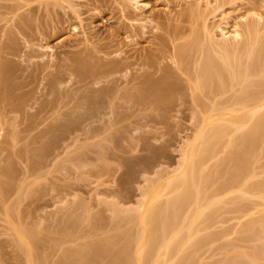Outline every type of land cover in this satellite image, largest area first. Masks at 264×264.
Here are the masks:
<instances>
[{
    "label": "rangeland",
    "instance_id": "obj_1",
    "mask_svg": "<svg viewBox=\"0 0 264 264\" xmlns=\"http://www.w3.org/2000/svg\"><path fill=\"white\" fill-rule=\"evenodd\" d=\"M136 1L0 0V41L8 38L21 50L20 57L1 52L3 60L19 63L24 76L43 70L25 87L28 93L24 99L31 101L25 115L20 114L23 118L18 113L0 115V264H58L63 257V264H121L126 249H130L125 252L130 255L129 261L132 259L130 264H152L148 257L152 254L142 259V245L133 243L142 232L139 219L143 212L155 202L163 206L171 196L167 183L180 172L187 143L201 126H229L247 115L246 111L217 110L211 115L207 111L213 102L217 108L223 107L242 86L231 88L226 81L225 90L221 89L224 84L219 88L217 83L218 88H213L219 93H202L196 81L179 69L172 81L173 90L164 99H139L135 89L119 83L114 86L117 96L97 111L89 112L76 103L85 90L78 89L80 84L69 76L66 60L111 38L120 42L122 52L158 49L157 61L168 68H174V46L193 43L187 55L191 60L186 57L190 68L201 45L208 48L204 27L219 39L216 26L220 22L229 21L231 26L243 16L246 21L239 23L241 31L253 37L256 33L260 38L254 37V41L245 34L242 41L252 39L264 54V0H140L138 5ZM133 25L145 27V33L133 37L126 30ZM191 33L198 35L194 36L198 43ZM30 50L35 58L25 56ZM252 79L256 85L250 87V82L247 86L256 90L259 77ZM53 82L58 93L43 96L47 84ZM124 94L133 95V102L125 101ZM45 97L55 100L48 106L51 110L47 107L49 112L33 115ZM35 98L37 102L33 103ZM60 124L67 127H54ZM28 126L36 128L27 130ZM246 127L250 126L229 127V134L215 138V143L211 138L216 147L207 146L211 154H206L209 159L201 171L206 196H214L212 209L208 207L207 211L211 218L208 215L205 223L211 221L208 226L201 222L200 234L206 236L201 243L184 245L177 258L170 259L176 264H264V193H260L264 188L255 190L256 184L264 183V121L251 141L256 142L245 147L239 137ZM243 155L250 161V169H255L247 177L251 181L245 179L248 189L254 187L245 198L240 194L244 178L237 177L235 171L239 162L240 166L244 164ZM148 237L149 232L145 240ZM127 242L132 244H128L129 249ZM90 244L95 245L88 255L93 256L92 263L87 257L89 262L83 257L79 263L80 257L76 258L74 252L89 246L91 249Z\"/></svg>",
    "mask_w": 264,
    "mask_h": 264
},
{
    "label": "bare ground",
    "instance_id": "obj_2",
    "mask_svg": "<svg viewBox=\"0 0 264 264\" xmlns=\"http://www.w3.org/2000/svg\"><path fill=\"white\" fill-rule=\"evenodd\" d=\"M138 3H140V0L136 1L137 5ZM258 18H260V16ZM242 21L243 22L246 21V18L243 16L239 18V21H237L236 19V22L233 23L231 26H230L231 23H229V21L220 22V24L216 26V31L217 30L220 31L221 34V37L219 39H215V35H214L215 32L214 33L212 32V34H210L211 31L209 32V29H207V27H204V31L207 32L205 34L208 35L206 36V39L208 38L207 42L209 43L208 48L206 47L207 45H205V48H203V45H201L202 48L199 50L197 49L200 53V54L197 53L199 56L198 57L196 56L197 58L195 61L194 60H192L191 62L189 61L190 63L194 61L192 63L194 64L193 68L191 66L192 64L190 65V68L187 66L188 60H186L187 55L191 53L190 52L191 49L193 50L194 45L191 42H190L191 44L187 43L179 46H174L171 57L172 62L174 64V68H168L167 66H163L160 62L157 61L156 58H158L159 55L158 49H152L153 50L152 52L146 51L145 53L144 52L138 53L136 50L133 51V53H130L131 51L122 52L120 48L121 47L120 42L117 41L115 38L109 39L108 42L98 43V45L93 49L81 50L79 52H76L71 57H68V59L66 60L65 65L69 70V76L73 77L74 83L80 84L78 86V89L85 90V94L82 95L78 100H76V103H79L80 106H86L89 112L97 111L103 104L111 102L114 96L115 97L117 96V94L114 93V86L119 83L120 84L124 83L125 87L129 90L135 89L138 93L137 97L139 99L145 98V96L146 97L154 96L164 99V96L173 90L172 81L175 78V75H177L176 70L178 69L179 71L182 70L181 72H183L184 75L188 76L189 79H194L197 84V85L195 84V86H197V88L199 87L198 89L202 90V93L203 90L204 91L206 90L205 92L207 91L211 92L212 90L214 91V88L216 86L221 85L218 86L219 88H221L223 84H224L223 88L221 89L225 90L224 88L226 81H227L226 84L230 83V85L227 86H231V85L242 86L240 87V91H237L238 90L237 89L236 90L237 92L235 91L236 94L233 93V96H230L232 98H228L229 100L227 99L228 100L227 102H225L226 100L224 101V104H222L223 107L217 108L215 106L216 103L213 102L207 111L210 115L216 112L217 110L226 111L228 113H233V112L235 113L237 111H246L247 115H245V117L243 116V118H241L242 119L241 121L237 120L238 122L237 121L232 122L230 123L231 125L228 123L229 126L223 123L222 124L209 123L207 126H203V127L201 126V128L197 132H195L192 141L187 143L185 157L180 172L175 177H172L167 183L166 190L172 191V192L170 191L172 193L171 196H169L170 198L169 197L167 198L168 200H166L164 204H162L163 206H160V204H156V202L151 204L140 217L139 223L142 226L141 229L142 232L139 234V236L136 239H134V241L136 240L135 242H133V239H130L131 241L130 240L129 241L131 243L133 242L135 245L136 244L142 245V248L140 249L139 252L141 258L144 259L146 257V259H148V257H150V259H152L151 260L152 264H169V262L172 259L174 260L176 255H178V253L181 252V249L184 247V245L186 246L191 242L194 244L195 242L201 243V241H203L201 240V238L206 237L201 235L202 234L201 225L203 223L202 226L205 225L208 226V224L210 223L209 221H211L208 219V224L205 223L206 217H208V215L209 218H211L210 217L211 214H208L207 211H209L208 207L209 208L210 206L212 207V202L214 203V198H213L214 196H212L213 199L212 198L208 199V195L206 196L207 189L205 188L206 190H203L205 186H203L202 188V184L205 182H203L202 180L203 174L201 175V173L203 172L202 171L204 169L203 167L207 165L206 164L207 159H209L208 154H211L207 152L208 147L211 146L210 148L213 149L216 147V146L214 147L213 144L216 141L215 138L219 139L224 134L225 135L226 133L229 134V127L231 128V126L233 125L234 127H236V129L237 128L240 129L242 128V126H250L249 128L246 127L247 130L244 133H242V137L241 136L239 137V143L241 146H245V147L248 146L249 144L252 145L256 141H253V143H251V141L256 139L255 138L256 132L257 130L260 131L261 128L260 129L258 128L264 121L263 120L264 118V54L260 52L258 46H256L254 43L255 41L254 37H257V34L251 30L254 33V37H253V34H251L250 32L248 34V31L245 33L244 31L243 32L241 31V25L239 23ZM229 27L231 29H229ZM144 28L145 27L138 28L133 25V29L127 28L126 30H130L131 33H133V37H134L137 34L145 33ZM248 28L249 29L247 30L250 31L251 28L249 26ZM258 31L259 30L257 29V32ZM192 33L191 35L193 36L191 37L197 35ZM243 35H245L246 37L249 36V38H252L254 41L248 38L247 39L245 38L246 40V41L244 40L245 42L242 41L244 37ZM195 39L198 38L194 37V41ZM261 40L262 39H260V43H262ZM258 41L256 42V44L257 43L260 44ZM196 46L198 47V45ZM1 52H5L6 55L20 57L21 50L17 49V47L14 45V42L12 40H9L8 38H6L4 41H0V115L3 114L2 116L4 115L7 116V114L9 113H14V114L18 113V115L24 113L23 115H25L24 112L25 107L29 105L31 101V99H24V96L27 95L28 93L27 91H25V87L34 83L35 77L39 76L41 72H43V70L40 69L39 72L34 71L32 74L24 76L22 66L19 63L12 64L11 60L9 59L4 61L3 60L4 55H1ZM100 53L102 54L98 55ZM25 56L28 58H35L36 54L33 50H30V51H25ZM188 59L191 60V58ZM185 61L186 64H184ZM183 65H185L184 67H186V70L184 67H182ZM34 66L35 67L39 66L38 62L34 63ZM182 68H184V70ZM170 69L171 70L174 69L173 72L175 71L174 72L175 74ZM123 71H126V73H123ZM57 75H60V73L58 72ZM257 76L259 77V80H257L258 81L257 88L255 87L256 90L254 88H253L254 90H252L250 87L253 86L256 83V81L252 82L251 80H253L252 79L253 77H257ZM29 77L30 80H27V78ZM249 83L252 85H249ZM247 85H249L250 87H248ZM233 86H231V88ZM56 88L57 87L55 82L51 84H47L46 92L44 93L43 96L49 97L51 96V94L56 95V93H58L56 92L58 91L56 90ZM217 93H219V91ZM49 99L48 98L46 99L45 97V100L36 107V111L33 115L38 116L43 112L45 113L47 110L46 108L48 106L50 107L53 106L55 100H53V98L50 100ZM34 100L35 101L33 103H36L37 102L36 98ZM124 100L132 103L133 95L131 94L125 95ZM50 107H48V109H50ZM111 109L113 108H110V110ZM47 112L49 111L47 110ZM1 121L2 120H0V122ZM239 121L241 124L239 123ZM31 127L33 128L35 126H28L27 130L31 129ZM54 127L59 128V127H67V126H65L64 124H60ZM54 127L52 126V128ZM2 129L3 127L2 125H0V131ZM211 138L214 139L211 140ZM210 140L212 142L213 140L215 141L211 144ZM218 141L216 142V144L219 143ZM206 143L207 145H205ZM235 143H233V145ZM200 145H202V147L203 145L208 147L207 148L203 147V149H201ZM251 145L249 147H251ZM199 148L205 151L207 149V151L205 153L201 152V150L200 151L198 150ZM247 150L251 151V149L249 150V148ZM245 155L243 156L245 157ZM244 159L245 162H247L248 159H246V157ZM245 162H241L245 164V165L243 164L242 166L239 165L240 162L239 163L236 162V164L238 163L239 167L238 165L236 168L234 167L236 169L235 171L237 172L236 176L243 177L244 178L243 180L245 181V182L243 181V185L241 184L242 181L241 182L238 181L240 182L239 184H241L243 187L242 189H240V191L242 190V193L240 194L242 196L244 195L243 196L244 198L246 197L245 195L248 194V191L254 189V187L253 188L251 187L252 189H248V183L251 178L248 179L247 177L251 174V171H255V169L254 170L250 169L253 168L248 163L250 161L247 162L249 167H247V164ZM252 173L255 174V172ZM245 179L248 181V183L246 182ZM232 183H235V181L234 182L232 181ZM232 183L231 184L228 183L229 186L232 185ZM239 186L237 183L236 187ZM259 188L263 189L264 183L263 184L259 183L255 185V190ZM263 191L262 192L259 191V192L263 195L264 193ZM256 192L258 193V195H261L258 191ZM209 196L211 195L209 194ZM237 202H234L233 204ZM237 204H240V202ZM185 207L189 211L187 209L185 210ZM184 211L185 212L188 211V212L185 214ZM147 232H149V237L145 240V234ZM151 242L155 243L156 246L155 244H151ZM131 243L127 242V245L129 244L131 246L132 245ZM197 243L195 244L196 246L198 245ZM90 245H91V249L90 246L85 249L87 251L90 250L89 253L87 252L88 254L87 253L84 254L85 250L80 251L81 253L79 251L74 252L75 256L77 255L76 258L80 257L79 263H82L81 258L83 257L85 260L87 258L91 259V257H93L92 255L89 257L88 255L93 253V246L95 245L93 244ZM127 245L126 247L124 246L122 247L124 248L123 250H121L122 252H124V250L127 248ZM129 245H128V249L130 248ZM153 245L156 247V249H152L154 247ZM97 246H101V245L98 244ZM128 251L127 249L125 250V252ZM152 251L154 252L151 253ZM125 252H124L125 260L123 259L124 260L123 262L121 260V264H130V261L132 259L129 257L130 258L129 261L128 256L130 255L129 253L127 254ZM147 254L148 255L152 254V255L147 257L146 256ZM61 259L59 260V262L56 263L63 264L64 262H66L65 257H63L62 260ZM73 259L74 258H72V260ZM87 260L86 262H89ZM90 262L92 263V259ZM172 262L173 261H171V263ZM175 262L177 261H174L172 264H174ZM137 264H141V263H137Z\"/></svg>",
    "mask_w": 264,
    "mask_h": 264
}]
</instances>
